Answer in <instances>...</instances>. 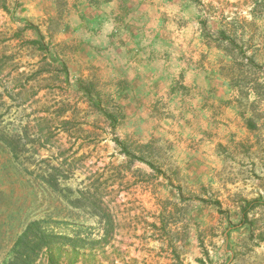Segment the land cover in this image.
I'll list each match as a JSON object with an SVG mask.
<instances>
[{"label":"rangeland","instance_id":"obj_1","mask_svg":"<svg viewBox=\"0 0 264 264\" xmlns=\"http://www.w3.org/2000/svg\"><path fill=\"white\" fill-rule=\"evenodd\" d=\"M107 1L0 0V129L36 138L39 119L48 143L35 164L60 165L74 191L98 189L110 216L101 240L98 218L0 143V264L34 221L92 239L56 264H264V0H126L168 63L154 86L134 87L126 57L79 54L63 33L73 5ZM249 201L260 204L240 226Z\"/></svg>","mask_w":264,"mask_h":264},{"label":"trees","instance_id":"obj_2","mask_svg":"<svg viewBox=\"0 0 264 264\" xmlns=\"http://www.w3.org/2000/svg\"><path fill=\"white\" fill-rule=\"evenodd\" d=\"M28 28L34 30L41 37L39 30L31 24H27ZM39 37V38H40ZM35 46L38 50L44 51L45 55L48 54L47 47L41 43V40L32 41L30 43ZM62 73L64 77H68V72L65 65L62 64ZM106 120L110 124L115 125L117 117L112 113H104ZM36 127L38 128L36 133L37 137L30 139L28 134V128L24 127V130L13 131L8 133L5 129H0V143L6 147L11 153L15 161L19 162L23 157L29 156V159L34 160L32 163H28L24 166V171L34 176L39 182L45 185L48 189L56 194H62V198L67 202V204L74 209H82L89 212L90 215L98 218L103 226L101 240H105L108 237L109 226H110V216L108 210L102 206L100 198L103 195L98 193V189L91 190L88 188L85 191L82 190H72L64 186V181L67 177L63 174L62 167L51 166L47 164V161H38V165L35 164V157L38 155V150L47 146V140H43L41 137L42 128L40 127L39 119L36 120ZM70 121H62V125H69ZM113 142L121 148V152L127 158L137 161L146 165L151 171L158 175L163 173L158 170L151 163H147L142 158H137L131 155L121 143L116 139ZM30 148V149H27ZM23 166V165H22ZM64 194V195H63ZM216 204V203H215ZM258 204L255 201L246 202L241 208L240 216V226H244L248 222V213L255 208ZM87 242H93L90 237H82L81 235H65L60 233H55L42 225V223L34 221L29 223L24 230L16 238L10 252L9 258L2 262V264H43L44 260L46 264H56L60 255L70 251V255H73L74 250L83 248L88 245ZM91 245V244H90ZM67 251V252H66ZM43 261V262H42Z\"/></svg>","mask_w":264,"mask_h":264},{"label":"crops","instance_id":"obj_3","mask_svg":"<svg viewBox=\"0 0 264 264\" xmlns=\"http://www.w3.org/2000/svg\"><path fill=\"white\" fill-rule=\"evenodd\" d=\"M72 8L74 14L65 21L63 33L67 39L79 40V54L87 50L89 56L98 59L102 55L126 57L122 68L130 73L126 79L129 87L140 82L154 86L158 77L152 73L167 71L168 63L155 61L159 53L155 34L151 35L153 29L131 14L126 0L75 4Z\"/></svg>","mask_w":264,"mask_h":264}]
</instances>
